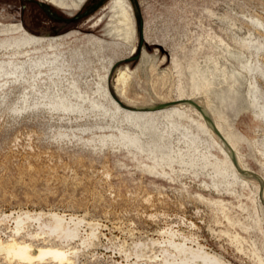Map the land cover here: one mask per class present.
<instances>
[{
	"label": "rangeland",
	"instance_id": "1",
	"mask_svg": "<svg viewBox=\"0 0 264 264\" xmlns=\"http://www.w3.org/2000/svg\"><path fill=\"white\" fill-rule=\"evenodd\" d=\"M117 2L83 0L73 8L71 0H0V26L21 24L27 34L65 36L62 50L66 56L83 46L86 35L121 40L127 29L134 28L135 33L129 35L130 44L105 50L108 55L126 56L110 67L107 85L114 98L124 108L145 111L161 104L159 95L170 100L175 98L178 87L189 91L191 74L198 73L197 80L203 77L216 83V92H209L212 108L220 109L225 119L221 123L239 136L237 148L246 167L264 178V161L258 152V147L264 145V122L254 117L246 104L253 94L231 78L239 71L251 80L256 76L264 97V0H126L127 12H121ZM116 28L121 30L119 36L107 34V30L119 31ZM19 33L15 30L2 34L0 40ZM91 57L84 53L86 67ZM94 66L100 74L104 72L99 62L95 61ZM243 66L252 67V74L248 75ZM120 72L127 74L126 81H117ZM23 76L0 77V219L5 213L23 211H54L83 218L79 237L64 244L66 248L78 249L72 261L65 264H154V254L159 249L150 239H161V231L170 226L193 235L207 252L230 264H259L251 253L253 243L260 247L264 258V185L257 188L253 180L243 185L231 176L227 180L214 178L213 165L206 166L201 154L216 153L219 158L223 154L212 145L207 133L191 123L188 130L178 127V131L167 134L165 121L160 117L154 125H142L141 121L135 124L97 96L90 72L81 73L78 82L83 95L99 102L104 100L98 110L88 102L83 104L84 112L68 115H52L32 106L24 110L26 104L40 99L39 91H44V86L39 83V91L31 90L27 82L30 80ZM25 93L27 103H23ZM198 96L202 100L200 96L203 98L204 94L200 92ZM191 102L204 110L196 100ZM178 103L182 101L174 102ZM193 116L201 121L197 114ZM208 118L213 121V129H217L214 119L209 115ZM101 133L113 137L102 142ZM181 133H189L194 143ZM87 138L94 141L88 142ZM179 156L183 161L178 160ZM155 163L156 173L154 169L150 172ZM172 168L171 177L160 174L169 173ZM214 181L221 182L219 190L213 188ZM213 200L222 202L227 214L238 223L231 225L212 204ZM87 223L94 226L97 237L89 245H82L80 238L89 231ZM13 226L11 220L0 222L2 240L13 235ZM37 228L36 223H31L25 229L28 232L16 237L31 242L33 251L41 245L58 244L42 234L30 238L28 233L34 234ZM226 232L245 237L243 250L238 251ZM0 264L25 263L6 259L0 252Z\"/></svg>",
	"mask_w": 264,
	"mask_h": 264
},
{
	"label": "bare ground",
	"instance_id": "2",
	"mask_svg": "<svg viewBox=\"0 0 264 264\" xmlns=\"http://www.w3.org/2000/svg\"><path fill=\"white\" fill-rule=\"evenodd\" d=\"M117 3L120 5L119 7H120L121 12L122 11L127 12V10L123 7L125 4V0H118ZM116 29H118V28H116ZM15 30L18 33L20 32L18 36H16V37H5L4 39L0 40V51L2 52V54H0V77L2 75H14L16 78L21 77V76L25 78V76H23V75H26L28 77V80H30L27 82H28V85H29L31 90L39 91V90H36L39 83H42L43 84L42 86H44V91H39L40 99H37V101H35L32 105L26 104L24 106V108L22 107V109H24V110L25 109H31V106H32L33 108H38V109L49 111L52 115L58 116V114H60V113H61V115H64V114L68 115L72 112H78V113L84 112L83 111L84 110L83 104L88 102L93 109L98 110L102 106L101 103H103L102 101H104V100H101V102H99L98 100H96V98L90 99L88 96L83 95L81 88L79 86V82H78V80L81 77L80 76L81 73L87 74L90 72L89 77H91V81H95V83H96V85H94V86L97 87V91L95 90L98 93L97 96H99L100 98L102 97L107 102H109L111 104V106L113 107V109L116 110V112L123 113L127 119L129 118V119H132L133 121H135L136 122L135 124H137V123H139V121H141L142 125L146 124V123L149 125H154L153 124V123H155L154 121H157L158 120L157 117H160V118H163L165 121V128H167V130H168V131L166 130L167 134L172 133L173 131H178V127H183L184 129L188 130V129H190L189 125H192L191 123L195 124V127L197 126L198 128H200L201 131L203 132V134L207 133L208 135L206 134V136H209L211 138L212 145L214 147H216L223 154V158H219L220 155L219 156L217 155L218 157L215 156L216 153H215V155L209 153V156H207L205 154V152L204 153L202 152V154H201L203 156L204 161H206V166L213 165L212 168L214 169V176H215L214 178L220 176L223 179L227 180V178L229 176H231L233 178L234 182H237L239 180L240 183H242L243 185H246L249 182V180H253L254 182H256L255 184H256L257 188H261L264 185V178L263 177L260 178L259 174L255 175L254 173L250 172L249 169L244 164V162H243L244 160H242L241 154L237 148L238 147L237 141L240 140L239 136L235 132L231 131L229 126L228 127L226 126L227 128H225V126L221 123L222 120L225 121V119L223 118L224 116L222 117V115H221L222 112L216 106H214L215 109H213L212 105L210 104L211 103V96H210L209 92H212V91L214 93L216 92L215 91L216 88H214V84L216 85V83L213 84V82H210L209 80H205L203 77H201V79L197 80V78H200V77H197L196 75H198V73L194 72L191 74L192 77H190L191 78L190 79L191 84L189 87L190 92L186 91V89L183 87H178L176 96L173 99L166 100V97L164 95H159L160 100H161V104L158 103L159 105L151 107L150 109L145 110V111L140 110V108H135V109L124 108V106H122L118 102V100H116L114 98V96L110 92L108 85H107L108 79L110 77V67L116 62H119V61L121 62V60H123L126 56L122 58V57H119L118 55H108L105 53V50L107 48H111L112 50H115L118 48H122L126 43L130 44V40H129L130 36L129 35L135 33L134 28H132V29L130 28V31L127 29L125 31V34H126V36L124 37L125 39H121V40L118 38L108 40V39L102 38L100 36H97L95 34L86 35L84 37L85 40L83 39L84 40L83 46L75 48L69 54V56H66V53L62 50L63 46L65 44V40H66L65 36L58 35V36L47 37V36H39V35H34V34H27V32H24L19 27H14L11 25L10 26H6V25L0 26V35H2V34L6 35V34H9L13 31H15ZM107 31H108L107 34H109V35L116 34L118 36L120 35V32H121V30H119V31L116 30L115 31L116 33L109 31V30H107ZM248 42H246V43H248ZM248 44H250V43H248ZM259 45L262 48V43ZM256 47H257V45H256ZM256 47H255V49H256ZM85 52L88 54H91L93 56L87 62V67L84 64L85 63V59H84V53ZM129 52L132 53L134 51L131 50ZM121 56H123V55L121 54ZM143 60L146 61L145 58ZM95 61L100 63V66L102 67V69L104 71L102 74H100L99 70L97 68H95L96 67V66H94ZM255 61H257V60H255ZM173 62L175 63L176 61L174 60ZM251 64H252V62H251ZM243 69L248 72V75L253 70L252 67H247V66H243ZM262 69H263V67H262ZM213 73H214V71H213ZM222 75L224 78L227 79V76L225 73H223ZM201 76H202V74H201ZM96 77H97V80H96ZM118 77H119L117 80L118 82L126 81L127 74H124V73L122 74L120 72L118 74ZM262 77L264 79V74L262 75ZM231 78H232V82L236 83L239 87L242 88L243 86H246L248 89V94H250V93L253 94V99H251L249 97V99L246 100V104L252 108V112H253L252 115L254 114L255 115V116L253 115L254 117L260 118L262 120V122H264V97L262 94H260L261 92H259L260 86L258 87V83H260V82H257L258 81L257 77L255 76L254 80H251L253 78H251V77H250L251 79L247 78L243 74V72L239 71L236 75L233 74L231 76ZM222 80H223V78H222ZM85 83H86V81H85ZM231 85L233 86V84H231ZM237 85L235 87H237ZM42 86H40V87H42ZM211 86H213L212 89H211ZM217 86H218V84H217ZM235 89L237 90V88H235ZM92 90H94V89H92ZM200 92H202V94H204V97H203L204 99L200 96V98L202 100H199V98H198L199 97L198 94ZM238 92L239 91H237V93ZM94 93H92V94H94ZM25 96H27L26 93L24 94V97H23V103H27ZM191 100H196L197 103L201 104L204 107V110L200 109L198 106H196L194 103H192ZM181 101H182V103H180V104L179 103L174 104V102H181ZM193 113L197 114L201 121L194 119ZM215 114H217L218 118H214ZM108 115L109 114H107V116ZM208 115L211 117V119L212 118L214 119L216 127H217V129L215 128L216 130L213 129V126L211 124L213 121L211 122L209 120ZM115 116H116V114H115ZM94 117H95V115H94ZM104 117H106V116H104ZM110 117H112V116H110ZM119 118H120V116H119ZM128 121L130 122V120H128ZM183 121H185V122H183ZM122 122H126V121L122 120ZM120 123L118 122L119 125H120ZM121 124L123 125V123H121ZM157 124H158V122H157ZM94 127H95V125H94ZM135 127H136V125H135ZM115 128H117V127H115ZM130 128H131V126H130ZM159 128H161V127H159ZM95 129H96V127H95ZM150 129H152V128L150 127ZM112 130H114V129H112ZM148 130L149 129L147 128V131ZM180 130H181V128H180ZM122 131H124V130H122ZM154 131H156V130H154ZM164 131H165V129H164ZM182 131H184V130H182ZM110 132H112V131H110ZM117 132H119V131H117ZM107 133H109V132H107ZM122 133H125V132H122ZM106 134L101 133V135L99 136V140L104 142L106 138L113 137L112 134H110V135L109 134L106 135ZM137 134H140V133H137ZM182 135L184 138H187V140H190L191 143H194L195 139H194V137H190L189 133H187V134L183 133ZM135 136H136V134H135ZM157 136L158 135H156V137ZM160 136H162V135H160ZM133 137L134 136H132L131 139H133ZM78 138L80 140L82 139V137H78ZM177 138H179V137H176V139ZM120 139H121V137H120ZM156 139H155V141H157ZM180 139H181V137H180ZM206 140H208V138ZM86 141L93 142L94 138H87ZM128 141H131V140L129 139ZM133 141H135V140H133ZM133 141H131V142H133ZM107 144H108V142H107ZM125 144H127V143H125ZM187 145L189 146V144H187ZM112 146H114V145H112ZM127 146H129V145H127ZM178 146H180V145H178ZM261 146L262 147H258V152L263 157L262 160L264 161V145H261ZM180 147H182V146H180ZM199 147H201V146H199ZM124 148L127 149V147H124ZM152 148H150V149L152 150ZM135 149H136V147H135ZM187 149L188 148H186L185 150H187ZM179 150H175V151H179ZM129 151H131V150H129ZM183 152H184V150H183ZM182 156L185 157V155H182ZM172 157H174V156H172ZM171 159H173V158H171ZM211 159L213 160V163L210 164L208 161ZM178 160L183 161V159L180 158V156H179ZM189 160L190 159H188L187 161H189ZM210 162H212V161H210ZM185 163H188V162H185ZM263 164H264V162H263ZM173 165H175V164H173ZM186 165H188V164H186ZM179 166H178V168H179ZM187 168L189 169V167H187ZM152 169H154L153 172L156 173V170H157L156 163H155L154 167H150L149 171L151 172ZM169 171H170L169 173L163 171V172H160V174L165 175V176L168 175L169 177H171L170 175L174 174V170L172 168ZM200 171H201V169H200ZM202 173H203V171H202ZM177 174H179V173L177 172ZM205 174H207V173H205ZM180 175H181V173H180ZM207 176H208V174H207ZM211 177H212V175H211ZM251 177H253V178H251ZM206 183H208V182H206ZM219 184L216 182L213 184V188L215 189V191L219 190ZM205 187H209V185L205 184ZM259 197H260V195H259ZM212 204L216 206V208L223 214V217H225L226 220L231 225L238 223V222L234 221L227 214L226 208L222 202L213 200ZM45 218L47 219V221L44 220ZM252 219H253V217H252ZM6 220H11L13 225H14L12 228L13 235H9L6 240H2L0 237V252L4 254V257L6 259H9V260L14 259L19 263H25V264H29V263H33V262H39L40 263V262H45V261H52V262H56L59 264L60 263L65 264L67 262L70 263L72 261V258L78 252L77 251L78 249L66 248V246H64V244L65 243L67 244V243H69V242H71L74 239L79 237V228H80V226H82L81 224L84 223L83 218L73 216L70 214L58 213V212H54V211H48V212L23 211L21 213L20 212H17V213L11 212V213L3 214V217H2V219H0V222L6 221ZM31 223L37 224V227H38L37 229L39 232L36 231L34 234L28 233L30 238L38 237L37 235L42 234V235H46L48 238H53L54 240H56L58 242V244H56V245L55 244L54 245H41V246L37 247L36 251H33L31 242H27L26 240L20 241L16 236L21 234L22 232H24L25 229L28 227V225H30ZM87 225L89 226V231L86 233L85 237L80 238L82 245L83 244L89 245L92 241V238L97 237V235L95 234L96 232H95L94 226L91 225L90 223H87ZM244 230H247V229L245 228ZM25 232H28V231H25ZM161 234H162L161 239H150L151 243L152 244L154 243V245H156L157 248L159 249L154 254V264H230L229 262L223 260L219 256L207 252L205 250V248L203 247V245H201L198 242V240L193 238V235L192 236L190 234L186 235L177 229L175 230L172 226L162 230ZM226 235H229L230 236L229 238H231V240L235 242L236 247L238 248V251H239V249L243 250L242 244L244 241H246L244 236H240L238 233L233 234V233H228V232H226ZM136 246H138V243ZM252 247H254L252 249V252H251L253 257L256 258V260L259 264H264V258H263V256H261L262 253H260V251H261L260 247L257 246V244H255V243H253ZM136 256L138 257V254Z\"/></svg>",
	"mask_w": 264,
	"mask_h": 264
},
{
	"label": "flooded vegetation",
	"instance_id": "3",
	"mask_svg": "<svg viewBox=\"0 0 264 264\" xmlns=\"http://www.w3.org/2000/svg\"><path fill=\"white\" fill-rule=\"evenodd\" d=\"M82 1L83 0H71V7H73V8H77L78 6H80L81 5V3H82ZM61 5H62V3H60ZM127 4V2H126V0H125V4H124V8H125V5ZM64 6L66 5V4H63ZM120 5L117 3V7L120 9V7H119ZM126 9V8H125ZM127 10V9H126ZM19 28L21 29V30H23V31H27L21 24L19 25ZM35 35V34H34Z\"/></svg>",
	"mask_w": 264,
	"mask_h": 264
},
{
	"label": "trees",
	"instance_id": "4",
	"mask_svg": "<svg viewBox=\"0 0 264 264\" xmlns=\"http://www.w3.org/2000/svg\"><path fill=\"white\" fill-rule=\"evenodd\" d=\"M103 1V0H102Z\"/></svg>",
	"mask_w": 264,
	"mask_h": 264
}]
</instances>
